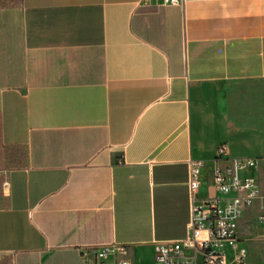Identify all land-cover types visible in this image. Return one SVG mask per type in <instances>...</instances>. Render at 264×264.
Masks as SVG:
<instances>
[{
	"label": "crops",
	"instance_id": "crops-1",
	"mask_svg": "<svg viewBox=\"0 0 264 264\" xmlns=\"http://www.w3.org/2000/svg\"><path fill=\"white\" fill-rule=\"evenodd\" d=\"M220 144L264 156V0L0 7V264H85L111 242L153 264L186 233L188 160L212 194Z\"/></svg>",
	"mask_w": 264,
	"mask_h": 264
},
{
	"label": "built area",
	"instance_id": "built-area-1",
	"mask_svg": "<svg viewBox=\"0 0 264 264\" xmlns=\"http://www.w3.org/2000/svg\"><path fill=\"white\" fill-rule=\"evenodd\" d=\"M179 4L184 0H163ZM205 160H188V221L183 237L162 240L153 255V264H247V250L238 233L244 211L260 197V186L250 172L264 165V156L228 157L226 146L216 148L210 170L212 194H201V172ZM2 193L9 195L6 176ZM264 224V213L257 216ZM85 264H134L124 244L106 243L81 250Z\"/></svg>",
	"mask_w": 264,
	"mask_h": 264
},
{
	"label": "rangeland",
	"instance_id": "rangeland-1",
	"mask_svg": "<svg viewBox=\"0 0 264 264\" xmlns=\"http://www.w3.org/2000/svg\"><path fill=\"white\" fill-rule=\"evenodd\" d=\"M230 144L231 156L245 153H258L259 151L256 147L250 148V150H244V146L239 145L235 140H230ZM260 185L262 187L261 180ZM256 215L258 214L251 212L245 219L243 229L240 230V234L246 239L245 244L248 249L247 264H264V228L258 224ZM137 264H150V259L145 257L142 260H138Z\"/></svg>",
	"mask_w": 264,
	"mask_h": 264
},
{
	"label": "trees",
	"instance_id": "trees-1",
	"mask_svg": "<svg viewBox=\"0 0 264 264\" xmlns=\"http://www.w3.org/2000/svg\"><path fill=\"white\" fill-rule=\"evenodd\" d=\"M20 0H0V7L18 4Z\"/></svg>",
	"mask_w": 264,
	"mask_h": 264
}]
</instances>
